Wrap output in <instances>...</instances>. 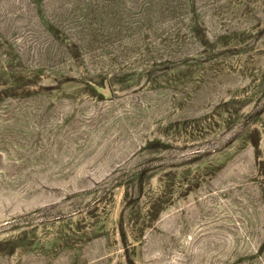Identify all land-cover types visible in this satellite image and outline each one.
<instances>
[{"label": "rangeland", "instance_id": "374dc122", "mask_svg": "<svg viewBox=\"0 0 264 264\" xmlns=\"http://www.w3.org/2000/svg\"><path fill=\"white\" fill-rule=\"evenodd\" d=\"M0 264H264V0H0Z\"/></svg>", "mask_w": 264, "mask_h": 264}]
</instances>
